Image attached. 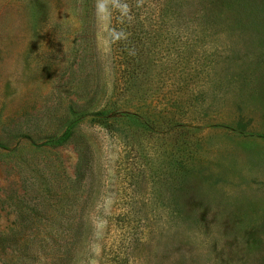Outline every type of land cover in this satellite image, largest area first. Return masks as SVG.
<instances>
[{
	"label": "rangeland",
	"instance_id": "1",
	"mask_svg": "<svg viewBox=\"0 0 264 264\" xmlns=\"http://www.w3.org/2000/svg\"><path fill=\"white\" fill-rule=\"evenodd\" d=\"M128 1L136 43L122 0H0V264L46 261L47 176L71 264H264V0Z\"/></svg>",
	"mask_w": 264,
	"mask_h": 264
},
{
	"label": "trees",
	"instance_id": "2",
	"mask_svg": "<svg viewBox=\"0 0 264 264\" xmlns=\"http://www.w3.org/2000/svg\"><path fill=\"white\" fill-rule=\"evenodd\" d=\"M122 4H127L128 8L123 9L121 14L122 16L125 15V17L128 16V18L122 22L125 26L120 27L127 29V26L132 22L131 27L135 29L129 28L131 32L129 38L132 40V43H136V40H139L140 37L143 38L140 25H143L148 17H150L149 8L141 13L138 8L137 10H134V7L131 6L128 0H122ZM117 15L118 13H116V16L113 18L114 22H117ZM65 122H67V127L63 132L60 134H47L43 143L44 146H47L50 149L64 143L72 126L70 120H66ZM45 181L46 185L50 188L46 190L48 194L46 197L47 200L50 201L47 205L51 208V213L43 220L35 219L30 222L32 227L37 226L38 223H43V230L41 232L36 231L30 235H26L29 240V246H27V249H32L35 245V248L38 251H45L46 261L40 264H71L76 254L75 249L82 238L80 233L84 229L82 218H75L74 215H64L66 213L64 207L67 206V203L63 201V198L67 190L74 188V181H68L66 185H62L58 188L60 191L54 193H51V187L54 186L52 178L47 176ZM70 205L71 208L69 210L73 208V204ZM35 206L32 207L33 211H37ZM72 211L75 210L73 209ZM15 238V234L3 235L0 233V254L6 253L8 249L14 251L15 245H12V243ZM27 256V259L32 258V255L29 256L27 254ZM15 262L16 260L11 262V264H15ZM31 262H33V260Z\"/></svg>",
	"mask_w": 264,
	"mask_h": 264
}]
</instances>
